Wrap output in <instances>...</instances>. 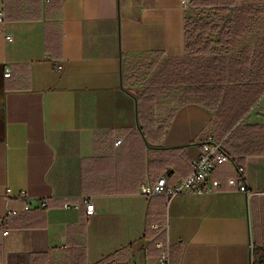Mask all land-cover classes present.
Here are the masks:
<instances>
[{"label":"crops","instance_id":"0c3cea01","mask_svg":"<svg viewBox=\"0 0 264 264\" xmlns=\"http://www.w3.org/2000/svg\"><path fill=\"white\" fill-rule=\"evenodd\" d=\"M0 10V217L23 205L7 203L6 188L49 200L13 217L8 234L0 225V264H158L156 242L167 239L170 264H254V248L264 250V70L246 110L233 114V98L219 111L222 99L208 104L207 75L222 71L186 51L190 0H0ZM247 55L232 72L224 65L222 91ZM179 59L184 83L158 81ZM150 64L147 79H131ZM148 87L153 111L140 114ZM206 128L234 158L213 172L224 188L143 195L167 170L170 184L190 173ZM236 165L250 195L227 187ZM84 196L89 220L84 205L64 207Z\"/></svg>","mask_w":264,"mask_h":264},{"label":"trees","instance_id":"16d2710c","mask_svg":"<svg viewBox=\"0 0 264 264\" xmlns=\"http://www.w3.org/2000/svg\"><path fill=\"white\" fill-rule=\"evenodd\" d=\"M236 1L237 0H190V9L214 7L216 11L225 14L229 10V8L236 3ZM259 11L260 9L258 7L241 4L236 7V13L234 18L226 20L224 24H220L215 20H207L206 18H200L196 21H190L187 16L185 24L186 51L191 56L204 55L208 58L210 57L209 72L214 71V65L216 66V68L218 67V71L221 70L223 72L224 65H226L227 63L229 64L230 71L232 72L231 66L235 64L234 59H237V61L242 62L246 61L244 60L246 57L248 58L247 54L250 53L249 47L243 46L239 50L236 49L237 46L241 44L240 39L246 33L249 32L247 30H249V22L251 20V15ZM214 35H216V37ZM263 61L264 59L261 60L260 64L258 65V68L255 71L249 69L250 63H247V65L245 66L239 65V70L242 78L239 79L238 82H234V86L227 85L225 90L223 91L221 89V86H217V83L220 84L224 80L222 72L218 74L217 81H213L211 77L207 75V90L206 92H204V94H202L203 97L206 98L208 104H217L219 100L222 99L218 107V111L220 108H223V105H225V102L229 100V98L234 99L233 107H230L233 110V114L237 110H246V105L251 101L252 95L254 96L256 95V93H259L256 89V86L253 87L251 85L253 83L257 84V80L262 75V71L264 70ZM154 66L155 64H150L148 67H146L147 72L145 69V74H143L142 76L138 75V71L135 72L130 76L131 79L137 82L144 81L145 79H147L148 74L152 71ZM182 66L183 61L181 59L168 63L165 69L171 71L172 73L168 74L167 78H164V74H161V78L158 81L162 83H167L175 80L178 83H184L182 77ZM175 70H177V72H175ZM156 78L157 75L154 77V80H147V83L152 84L153 82H155ZM173 78L175 79L172 80ZM229 78L231 77L229 76ZM154 102L155 96L153 95V91L150 90L149 87L145 88L139 96L140 114H143L147 109L152 112ZM209 106L211 109H214V106ZM253 257L254 264H264L263 249L255 247Z\"/></svg>","mask_w":264,"mask_h":264},{"label":"built area","instance_id":"2783aa9c","mask_svg":"<svg viewBox=\"0 0 264 264\" xmlns=\"http://www.w3.org/2000/svg\"><path fill=\"white\" fill-rule=\"evenodd\" d=\"M241 5L238 0L233 4L229 10L224 14L229 19H233L236 13V7ZM264 5V4H258ZM254 7H257L254 5ZM206 8V7H203ZM216 12L214 7H207ZM255 17L254 14L251 15ZM5 14L3 10H0V22H3ZM263 27H264V12H263ZM250 32L247 34H254V41L248 44L251 54V63L249 66L250 70L255 71L258 68L262 60V55L264 56V40L260 36V29L249 28ZM6 38L11 40V35H7ZM262 39V40H259ZM243 47V46H242ZM241 47V48H242ZM241 48H238L241 49ZM261 57V59H260ZM62 65L58 64L57 69L61 70ZM11 71L9 68L5 70V76L9 77ZM121 140H117L116 144H120ZM200 144L202 146V152L199 156L194 157L190 160V173L183 178H180L177 182L170 184V172L169 170L165 171L154 184L150 182H145L141 186V193L145 196L160 195L164 196L167 200H171L179 194L186 192L190 193H217L224 188V184L213 177L214 170L228 162H233V157L228 153L224 142L222 139H218L215 134L209 129L206 128L202 137L200 139ZM238 175L235 177H229L227 179V187L229 190H237L247 195H250L251 192L248 190L246 181H245V168L236 165ZM4 199L9 203L13 197L20 199L23 202L22 207H11L7 206L4 214L0 217V225L3 227V233L6 235L9 233V222L10 220L23 212H28L35 207L46 208L49 205L48 198L40 199L34 198L26 193L22 192L18 196L12 194L10 188H6L4 192ZM85 206V216L89 220L96 212L95 204L91 197L84 196L78 199L74 204L65 203V208H74L80 210L82 206ZM157 248L160 250L158 256V264H170L171 263V242L169 239L166 241L156 242ZM122 264H133L130 260H124Z\"/></svg>","mask_w":264,"mask_h":264},{"label":"rangeland","instance_id":"374dc122","mask_svg":"<svg viewBox=\"0 0 264 264\" xmlns=\"http://www.w3.org/2000/svg\"><path fill=\"white\" fill-rule=\"evenodd\" d=\"M238 2L243 5L245 4L252 5V6L256 5L260 9L259 12L254 13L255 17H252V20H250L249 28L250 26H252V28L258 27L260 29L259 34L264 40V27L262 25L264 5L258 6V4H264V0H238ZM187 14H188V18L190 21H196V20H199L200 18H206L207 20H213V21L215 20L219 22L220 24H224L226 20H229V18L226 15H224L222 12H219V11L214 12L212 9H208V8H198V9L191 8L190 10H188ZM247 31L250 32V30H247ZM214 36L216 37V35ZM259 40H262V39H259ZM242 46H247V47L249 46L247 44V38H244V41L242 42V44H239L237 46L236 50H238V48H241Z\"/></svg>","mask_w":264,"mask_h":264}]
</instances>
